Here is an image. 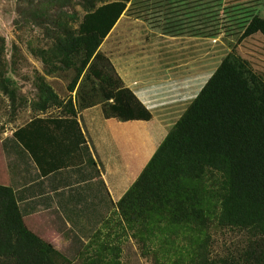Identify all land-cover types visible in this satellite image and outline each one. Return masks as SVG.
<instances>
[{
	"label": "trees",
	"instance_id": "trees-1",
	"mask_svg": "<svg viewBox=\"0 0 264 264\" xmlns=\"http://www.w3.org/2000/svg\"><path fill=\"white\" fill-rule=\"evenodd\" d=\"M128 1L84 0L86 12L77 28H68L64 38L56 39L52 54L77 71L70 92L83 71L94 90L80 89L77 104L69 102L65 117L36 118L3 140L17 146L34 168L29 181L36 187L28 185L27 192L40 193L41 200L69 198L61 214L51 209L50 226L68 236L61 254L28 228L19 196L11 186L0 184L2 264H71L86 245L76 224L82 219L94 230L102 220L101 204L97 211L80 196L81 188L90 184L60 188L50 177L76 153H86L95 172L85 173L83 181L99 176L76 120L77 110L100 104L107 118H151L98 51ZM240 26V38L264 36V18L258 15H250ZM49 123L56 132L50 131ZM115 206L134 238L143 246L153 243L155 264H264V79L247 60L233 51L222 58ZM213 226L250 231L255 240L238 259H214L209 233ZM103 245L102 251L108 248ZM103 253L87 256L79 264H118Z\"/></svg>",
	"mask_w": 264,
	"mask_h": 264
},
{
	"label": "rangeland",
	"instance_id": "rangeland-1",
	"mask_svg": "<svg viewBox=\"0 0 264 264\" xmlns=\"http://www.w3.org/2000/svg\"><path fill=\"white\" fill-rule=\"evenodd\" d=\"M96 2L97 5L101 3ZM83 3L84 0H0L2 185L15 188V181L22 183L21 187L25 183L24 170L15 163L12 155L7 156L1 142L3 137L36 118L65 117L69 102L72 100L77 104L80 89L91 92L95 88L92 82L84 80L83 71L75 89L70 92L69 85L76 77V68L52 54L56 39L64 38L68 28L75 30L81 22L86 12ZM252 14L264 18V0H129L98 51L108 58L125 86L140 82L141 78L134 80L138 73L168 74L169 85H172L169 92L181 94V98L173 93L167 96L172 103L180 99L177 104L168 105L173 117H177L231 51L247 60L264 79V36L255 33L240 38L243 31L240 23ZM159 60H167L168 64L159 65ZM193 60L201 63L200 71L196 72L198 77L189 79V85L179 86L182 81L177 80L175 73L181 72L183 66L187 71ZM165 68H168L167 72H164ZM136 87L148 101L154 100L153 87ZM48 127L52 132L57 131L52 123ZM87 158L86 153L73 154L66 160L67 165L55 172L56 176L65 178L70 169L80 166L93 172ZM107 206L102 213L103 219L94 230L84 220L76 225L86 245L71 264H79L100 251L118 264H155L153 243L147 241V246H143L132 236L133 229L124 222L117 207L111 203ZM28 216L32 224L28 228L39 235L42 228L36 225V216ZM209 233L214 259H238L255 240L250 231L236 228L213 226ZM39 236L63 254L68 241L66 234L45 231ZM103 244L108 245L104 251Z\"/></svg>",
	"mask_w": 264,
	"mask_h": 264
},
{
	"label": "crops",
	"instance_id": "crops-1",
	"mask_svg": "<svg viewBox=\"0 0 264 264\" xmlns=\"http://www.w3.org/2000/svg\"><path fill=\"white\" fill-rule=\"evenodd\" d=\"M159 61V65L168 64L167 60ZM151 63L152 62H149V64ZM154 63L156 64L157 62L154 61ZM191 65L192 66L189 67L187 71H185V67L183 66L181 72L177 71V73H175L178 75L177 80L180 82L182 81L179 86L182 84L185 85L186 83L189 85V79L193 78L196 80L198 77L199 74L196 72H198V70L200 71V61L193 60V64ZM167 71L168 68H165L164 72ZM136 75H138V77L134 78V80L141 78L140 82L127 84L126 86L134 92L150 111L151 118L148 120L133 119L125 121L115 117L107 118L104 116L100 104H94L77 110L76 120L86 140L88 150L96 163L99 176L94 175V178L90 181H83V179H85L84 174L87 172L90 173V171L82 168L83 166L70 169L65 178H58L56 173L50 175V177L53 176V178L51 177L54 181L53 185L59 186L60 188L64 185L75 187L78 184L80 186H84L86 183L90 184L88 188H85L86 186H84L83 189L81 188L82 192L80 196L84 197L83 199H86V201L92 202L91 205L95 206L91 207L97 211L100 208L99 204H101L102 213L104 209H107V203L115 205L122 198L163 141L169 129L188 106L187 105L177 117H173V113L169 110L170 108H168V105L177 104L180 101L179 98H181V94L176 91L169 92V88H171L172 85H169V79L171 78L168 74L165 73L158 76L150 73H138ZM136 85H141L144 89L146 87H153L152 91H154V94L152 98H154V100L148 101V97H146ZM182 90L183 89L180 88V91ZM169 93H173V95H176V97L179 96V98L173 100L172 103L171 100H167V96L170 95ZM169 112H171V115ZM170 118H173L171 119L172 121L169 120ZM10 135L3 137L1 142L7 156L12 155L15 163L19 164L21 169L24 170V185L21 187L22 183L19 184L15 181V188L11 186L19 196V206L22 208L24 221L27 225H30L31 222L27 219L29 218L28 215H35L37 218L36 225L42 228L39 231V235H42L45 231H52L59 234V232L50 226V219L53 217L51 209H55L61 214L63 211L62 206H67L69 196H55L51 201L37 199V196H41L40 193L32 194V192H27L26 188L28 185L36 187L34 186V182L29 181V179L34 176V168L28 164V160L24 158L25 155L17 146H13L10 143H3V140ZM35 137L36 139H42V135ZM51 137L53 136L50 135L45 138ZM52 147L50 149H52ZM92 173L95 172L93 171ZM47 178L41 179L45 186V183L48 182ZM102 202H104V204ZM102 213L101 218L103 219ZM28 227L30 228V226ZM75 229L79 232L76 227Z\"/></svg>",
	"mask_w": 264,
	"mask_h": 264
}]
</instances>
